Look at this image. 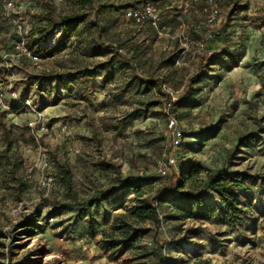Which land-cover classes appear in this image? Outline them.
Returning a JSON list of instances; mask_svg holds the SVG:
<instances>
[{"label": "rangeland", "instance_id": "1", "mask_svg": "<svg viewBox=\"0 0 264 264\" xmlns=\"http://www.w3.org/2000/svg\"><path fill=\"white\" fill-rule=\"evenodd\" d=\"M9 1L15 8L7 15ZM148 1L160 15L158 29L127 17L130 8ZM99 3L112 5L117 21L99 44L98 31L72 37L60 55L36 60L30 33L46 25L37 17L60 21L86 14L85 28L93 25L95 9L83 10L78 0H0V264H264V0H220L214 24L206 17L209 0ZM63 33L55 26L41 47L52 48ZM210 35L221 52L196 86L199 106L182 110L187 137L176 166L162 176L170 153L167 95L173 100L185 93L204 53L200 42ZM22 40L32 57L16 51ZM97 66L104 69L73 84L74 93L53 92L54 75ZM41 101L39 119L27 105L40 108ZM30 122H36L35 133ZM43 154L49 162L44 171L38 169ZM177 166H195L179 192L217 204L221 199L208 188L211 176H255L240 199L244 223L232 228L215 211L192 208L187 200L155 202L160 226L138 223L143 233L137 242L109 250L113 223L133 206L138 191L84 214L82 204L114 197L129 179L142 198L152 199ZM65 171L71 186L62 180ZM43 173L51 178L47 185Z\"/></svg>", "mask_w": 264, "mask_h": 264}, {"label": "trees", "instance_id": "2", "mask_svg": "<svg viewBox=\"0 0 264 264\" xmlns=\"http://www.w3.org/2000/svg\"><path fill=\"white\" fill-rule=\"evenodd\" d=\"M97 1L98 0H78V3L83 10L88 8L95 9L93 25L87 26L85 28H82L81 24L85 22L87 18L86 14L64 17L60 21H57L51 15H41L37 17L39 22H43L46 25H43L30 33V38L34 40V50L36 51L34 56L39 57L42 54H47L52 57L58 56L66 50L67 41L72 37H77L79 39L83 38L85 35L95 37L96 31H98L96 38H98L99 41H97V43L99 44V42H101L102 35L105 32L110 31L116 25L117 21L112 15L113 6L108 3H99L96 5ZM140 6L132 8H137ZM55 26H59L64 30L63 36L52 48L43 49L41 45L46 42L47 37L50 35ZM146 26L153 29V27L150 25L139 27ZM220 38L221 36L216 37L215 39L219 40ZM209 42L210 41L205 44L204 53L198 62L197 75L191 77L188 80L185 93L178 96L175 101H172V97L167 95L166 105L171 102V113L174 114L180 121H182V110L184 108H196L199 106L197 103L199 90L196 89V86L200 84V78L206 75L207 70L214 66V57L221 52L219 48L216 47V42ZM29 50L31 51V49ZM102 50H104V47ZM211 51H214V53L210 55ZM103 69L104 66H97L94 69H81L74 75H54V80L58 81V85L54 88L53 92L56 95H59L61 91H66L72 94L74 93L72 88L73 84H78L83 80H92L95 78V74L99 71H102ZM155 84L161 91L163 82L157 80ZM40 103L42 106H40L39 109L44 110L45 108L43 106H45V104L42 101ZM165 114L166 117H168L167 112H165ZM4 133H7L6 130H4ZM186 137L187 135L185 133V139ZM184 141L182 142L179 151L182 149ZM11 147L12 141L7 138L6 151H8ZM193 168H195V166H191L190 170H183L181 167L177 166V172L172 173L169 178L168 185L165 188L159 189L152 199L142 198L137 183L132 182L133 180L129 179L127 180L124 189L117 195L112 198H108L105 195L96 196L95 198L84 202L80 212L81 214L89 212L92 208L102 205L106 201L116 200L120 197H123L131 190L138 191V198L133 206L127 212L118 214L113 223L111 228V236H115V238L109 243V250H113L115 248L125 249L137 242L138 236H141L143 233L142 229L136 227L138 223L151 220L155 226H160L161 214L158 205L155 202H159L161 204H171L177 199L187 200L191 203L192 208L200 207L205 208L209 212L215 211L217 215L232 228H236L237 224L244 223V218L242 215L245 213V210L240 199L242 192L247 191L249 188L248 182H252L254 184L255 176L241 172H220L217 175L211 176L209 178L208 188L211 189L221 199L220 205H214L206 202L203 196L199 194L190 196L188 194H182L179 192L183 188L186 178L192 176ZM61 177L62 180L68 183L69 186L72 185L71 174L69 171L63 172ZM193 214L194 213L192 212L191 215ZM28 223L31 222L29 221ZM41 227L42 226H38V228ZM157 262L161 263V260L157 259Z\"/></svg>", "mask_w": 264, "mask_h": 264}, {"label": "built area", "instance_id": "3", "mask_svg": "<svg viewBox=\"0 0 264 264\" xmlns=\"http://www.w3.org/2000/svg\"><path fill=\"white\" fill-rule=\"evenodd\" d=\"M186 3L192 4V5H198L201 0H184ZM220 0H209V7L206 11L207 13V20L210 24H214L217 22L219 16H220V10L218 7ZM15 4L13 1H9L6 3L4 7V11L9 15L11 12L14 11ZM127 17L137 26H144V25H150L151 27L158 29L160 24V15L155 7V4L151 1H148L137 8H131L127 11ZM18 27L20 30H22V26L20 25V22L18 21ZM218 37V36H217ZM214 37L212 35L208 36L207 38L203 39L200 42L201 47H205V44L212 40ZM16 51L19 52L22 55H28L32 57V53L29 50L27 44L25 41H19L16 44L15 47ZM34 59L38 60V57L34 56ZM176 98H174L172 101H175ZM29 110L33 112L36 116L39 117V119H42L44 116V113L39 108H36L34 106H31L30 104L27 105ZM171 102L168 103L165 107V111L168 114L167 119V127H166V136L169 141V148L170 153L167 156V160L165 164L160 166V172L162 176H167L169 173V168L175 167L177 164L178 156H179V148L182 144V142L185 139V130L183 128V125L181 124V121L171 113ZM36 128V122H30V129L33 133H35ZM45 128V125H42V129ZM49 166V162L46 158V155L43 154L41 156V164L38 166V169H41L44 171ZM33 171V170H31ZM51 181V178L49 176L44 175L42 177V184L47 185ZM54 219V218H51Z\"/></svg>", "mask_w": 264, "mask_h": 264}, {"label": "crops", "instance_id": "4", "mask_svg": "<svg viewBox=\"0 0 264 264\" xmlns=\"http://www.w3.org/2000/svg\"><path fill=\"white\" fill-rule=\"evenodd\" d=\"M209 203H211V204H214V205H220V204H217V202H215V201H210Z\"/></svg>", "mask_w": 264, "mask_h": 264}]
</instances>
